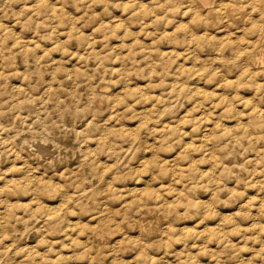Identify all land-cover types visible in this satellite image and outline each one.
Masks as SVG:
<instances>
[{"label":"rangeland","instance_id":"1","mask_svg":"<svg viewBox=\"0 0 264 264\" xmlns=\"http://www.w3.org/2000/svg\"><path fill=\"white\" fill-rule=\"evenodd\" d=\"M262 1L0 0V264H264Z\"/></svg>","mask_w":264,"mask_h":264},{"label":"bare ground","instance_id":"2","mask_svg":"<svg viewBox=\"0 0 264 264\" xmlns=\"http://www.w3.org/2000/svg\"><path fill=\"white\" fill-rule=\"evenodd\" d=\"M202 1H203L204 3H208L210 0H202ZM214 2H215V1H214ZM260 2H261V0H260ZM262 2H263V1H262ZM212 3H213V2H212ZM263 3H264V2H263ZM259 4L261 5V3H259ZM213 5H214V4H213ZM202 6H203V5H202ZM204 6H205V5H204ZM207 6H208V5H207ZM255 6H256V5H255ZM235 7H236V6H235ZM260 8H261V7H260ZM210 10H211V9H210ZM210 10H209V11H210ZM261 10H262V9H261ZM209 11H208V12H209ZM211 11H212V10H211ZM258 11H259V9H258ZM223 12H224V11H223ZM230 12L233 13L232 11H230ZM259 12H260V11H259ZM210 13H212V12H210ZM210 18H211V17H210ZM254 20H255V19H254ZM254 22H255V21H254ZM254 22H253V23H254ZM255 23H256V22H255ZM255 23H254V24H255ZM254 24H253V25H254ZM255 25H256V24H255ZM255 25H254V26H255ZM256 50H257V49H256ZM246 55H247V54H246ZM244 56H245V55H244ZM251 59H252V58H251ZM261 69H263V68H261ZM261 69H260V70H261ZM263 71H264V70H263ZM261 72H262V71H261ZM261 72H260V74H262ZM263 73H264V72H263ZM262 85H263V84H262ZM195 88H196V87H195ZM198 88H199V87H198ZM262 91H263V90H262Z\"/></svg>","mask_w":264,"mask_h":264}]
</instances>
